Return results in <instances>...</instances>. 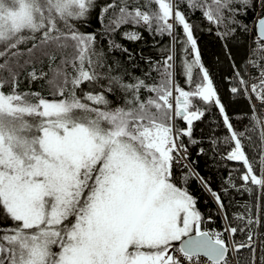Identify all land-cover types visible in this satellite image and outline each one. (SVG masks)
I'll return each instance as SVG.
<instances>
[{
    "label": "snow or ice",
    "instance_id": "1",
    "mask_svg": "<svg viewBox=\"0 0 264 264\" xmlns=\"http://www.w3.org/2000/svg\"><path fill=\"white\" fill-rule=\"evenodd\" d=\"M181 5L200 10L217 26L227 21L222 35L236 27L247 30L238 17L255 14L256 48L248 61L254 71L237 70L230 91L250 102L255 99L264 109V0H120L119 5L113 0L102 7L96 0H0V58L8 57L0 69L7 68L11 77L0 79V217L11 221L0 227V264H228L224 232L234 236L237 227L205 229V217L186 185L192 177L206 182L185 165L189 170L178 186L172 165L186 159L180 137H191L193 122L204 115L193 103L198 98L217 106L222 115L229 133L224 142L233 145L226 159L246 169L242 187L251 193L250 183L264 191V119L255 115L256 106L250 103V119L261 141L259 157L250 160L242 143L245 133L234 128L225 111L201 60L194 25ZM97 8L106 33L131 24L170 37L172 46L153 67L159 83L148 84L140 77L125 82L112 74L114 65L107 63L97 34L77 27V22L88 23ZM123 35L141 39L134 31ZM22 45L30 55L38 49L47 57L52 99L17 90L18 74L9 60L23 55ZM177 45L183 54L179 62ZM69 46L73 51L66 55L63 50ZM114 50L128 53L109 39L108 51ZM178 74L190 90L176 84ZM47 75L35 68L27 73L31 80ZM105 75L107 92L116 85L130 94L123 106L109 107L105 91L97 89ZM81 85L93 87L85 92ZM142 89L154 95L142 99ZM174 91V115L186 123L184 129H174L172 123ZM209 191L223 209L220 194ZM235 218L246 225L259 223L244 215ZM233 245L235 251L253 248L251 243ZM260 260L264 264V255ZM249 264H255V258Z\"/></svg>",
    "mask_w": 264,
    "mask_h": 264
},
{
    "label": "trees",
    "instance_id": "2",
    "mask_svg": "<svg viewBox=\"0 0 264 264\" xmlns=\"http://www.w3.org/2000/svg\"><path fill=\"white\" fill-rule=\"evenodd\" d=\"M96 2L102 7L105 4L112 3L113 0H96ZM119 2L120 0H116L117 5H119ZM140 3L143 4L144 0H140ZM152 7L155 8L156 6L152 5ZM181 10L186 13L189 21L194 25V35L197 38L201 60L209 70L225 111L229 115L234 128L238 132L245 133L242 143L244 144L246 154L250 160L254 155L258 158L261 152V141L258 129L254 128L253 122L250 119L253 114L250 106L251 102L245 96L233 94L230 91V88L236 84L234 76L237 70L247 67L248 74L254 71L248 65V61L252 58V41L255 37V14L249 11L247 16L241 15L238 17L243 24L248 25L247 30L236 27L235 31L222 35L227 31L225 27L227 21L217 26L216 24L209 23L203 17L200 10L189 11L184 5H181ZM99 11V8L94 9L88 23L80 24L77 22V27L81 32L97 34V44L107 54V63L114 65L112 74L123 76L125 82H131L130 77H140L141 79H145L148 84L159 83L160 77L153 70V67L157 66L158 62L164 60L167 54L166 50L172 46L170 37L149 32L143 26L131 24H122L116 31L106 33L99 19ZM116 11H118V7L110 10L108 15H112ZM107 23L108 16H105L104 24ZM127 31L140 33L141 39H127L123 35ZM177 32L182 36V31L179 28H177ZM109 39H113L116 43L127 48L128 53L115 50L109 52ZM27 47H31V44H28ZM176 47L177 62H179L183 59V54L180 53L179 46L177 45ZM0 49H2V46H0ZM21 51L23 53L22 56L12 57L9 60V67L18 74L19 87L17 90L20 92H40L44 97L52 99L54 89L47 83L52 77V72L49 71L47 57L41 56L38 49H34L30 55L23 45L21 46ZM63 51L66 55H71L73 49L69 46ZM129 53L132 59H129ZM4 59H8V57L0 58V63H3ZM26 60L30 61V63L25 64L24 61ZM17 61H19V64H17ZM33 68L37 70L38 74L42 69L48 75L39 80H31L27 76V73L32 71ZM101 71L106 72V69ZM146 73H150V76H146ZM195 75L194 72V79ZM245 78H247V75H245ZM0 79H11L7 68L0 69ZM175 82L180 87L190 90L189 86L185 83L183 75H176ZM108 86L107 75H105L96 87L100 91H105L109 107L123 106L125 101L131 98L129 93L116 85H111L112 91L107 92L106 88ZM92 87V85H88L87 87L81 85V89L85 92ZM9 90L10 85L6 84L5 91ZM77 95H81L80 89H77ZM140 95L143 99L148 95L154 94L142 89ZM175 95L174 91L172 123L174 129H184L186 123L174 115ZM193 103L203 109L204 115L200 120L193 122L191 137L181 136L180 140L187 148V158L192 166V172L201 177L207 186L195 177H192L187 181V189L196 199V207L205 217V229L223 231L229 225L237 227V233L234 236L231 235L232 242L252 244L255 249L254 252L253 248L248 247L235 251L238 263L249 264V261L255 258V264H261L260 257L264 255V191H257L256 187L250 185V183L249 186L253 188V191L251 193L246 191L242 187L244 182L240 179L241 175L246 171L243 164L226 159L225 156L233 145L224 142V137L228 136L229 133L217 106L205 104L198 98H195ZM246 129L253 130L246 131ZM175 163L176 161L172 165V179L174 183L180 186L182 183L181 177L189 169L186 167L178 169ZM232 184H235L236 187H232ZM209 188L220 194L224 203L223 209L219 208ZM257 197L259 198L257 199ZM240 215L250 217L253 220L258 219L259 223L246 225L245 221L235 218ZM209 216H211L210 221L207 220ZM10 225L11 221L0 217V227H8ZM249 232L252 233V241L248 240ZM227 237L228 232H224L226 242Z\"/></svg>",
    "mask_w": 264,
    "mask_h": 264
},
{
    "label": "built area",
    "instance_id": "3",
    "mask_svg": "<svg viewBox=\"0 0 264 264\" xmlns=\"http://www.w3.org/2000/svg\"><path fill=\"white\" fill-rule=\"evenodd\" d=\"M255 37L253 38V41H252L253 42L252 50L254 48H256ZM251 104H255V106H256L255 107V115H257L261 119H264V109H261V106H260L259 102L256 101L255 99H253L251 101ZM182 155H184V154H182ZM185 165L190 166V169H192V166H191V164H190V162H189V160L187 158V153H186V159L182 158V159H179L178 162L176 161V166H177L178 169L185 168ZM228 247H229V252H228V255H227L228 264H239L237 256H236V252L234 250V245H233V242H232V238H231V235L229 233H228Z\"/></svg>",
    "mask_w": 264,
    "mask_h": 264
},
{
    "label": "water",
    "instance_id": "4",
    "mask_svg": "<svg viewBox=\"0 0 264 264\" xmlns=\"http://www.w3.org/2000/svg\"><path fill=\"white\" fill-rule=\"evenodd\" d=\"M255 31H256V34H257V29H256V27H255Z\"/></svg>",
    "mask_w": 264,
    "mask_h": 264
},
{
    "label": "rangeland",
    "instance_id": "5",
    "mask_svg": "<svg viewBox=\"0 0 264 264\" xmlns=\"http://www.w3.org/2000/svg\"><path fill=\"white\" fill-rule=\"evenodd\" d=\"M251 52H252V50H251Z\"/></svg>",
    "mask_w": 264,
    "mask_h": 264
}]
</instances>
